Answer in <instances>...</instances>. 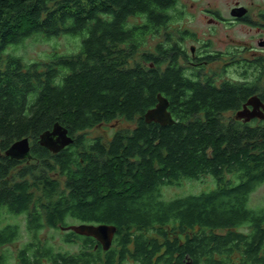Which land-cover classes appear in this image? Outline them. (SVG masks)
<instances>
[{
    "label": "trees",
    "instance_id": "trees-1",
    "mask_svg": "<svg viewBox=\"0 0 264 264\" xmlns=\"http://www.w3.org/2000/svg\"><path fill=\"white\" fill-rule=\"evenodd\" d=\"M176 6L172 0H0V247L20 231L18 224L3 226L4 214L32 212L34 235L73 219L114 224L115 235L126 236L105 257L84 240L73 255L83 264H123L132 236L137 264H264V209L249 206L264 182V125L226 113L240 107L250 86L192 77L173 47L137 56L148 34L168 27ZM66 34L81 37L77 54L54 50L48 60L28 62L17 52L27 39ZM146 61L152 65L138 63ZM159 93L170 101L173 124L145 120ZM114 120L130 126L107 140L90 135ZM56 122L75 137L58 153L39 143ZM24 137L31 158L4 154ZM204 176L215 180L210 191L163 194L164 186ZM26 245L24 264H65L68 257L49 240ZM2 253L0 264H11Z\"/></svg>",
    "mask_w": 264,
    "mask_h": 264
},
{
    "label": "flooded vegetation",
    "instance_id": "flooded-vegetation-1",
    "mask_svg": "<svg viewBox=\"0 0 264 264\" xmlns=\"http://www.w3.org/2000/svg\"><path fill=\"white\" fill-rule=\"evenodd\" d=\"M174 3L178 4V15L184 12L183 8L180 10V2L182 0H172ZM192 2H198L197 0H191ZM205 1V0H199ZM212 0H206L209 2L202 9V16H198L197 13L193 12V27L191 30L188 28L178 27V35L168 34L162 30L158 31L156 34H148L146 39L152 35L162 36L161 42H158L155 48L159 46L167 48L173 47L178 49V62L181 65L190 64L191 76L198 79H204L205 76L213 77L216 84H220L226 80L237 81L241 84L250 86L251 92L245 96L241 101V105L237 109L228 110L226 113H233V118H237L242 123H249L254 125H264V0H235L233 3L228 1L229 8L225 11L221 10L219 7L211 6ZM225 26V29H234L236 26L239 27L240 37L238 40L229 35L232 33L228 31L224 38H218L215 40V34L218 32L219 26ZM233 34V33H232ZM191 41L188 47V39ZM141 44L139 49H144V45ZM224 44V46L222 45ZM145 51H143L144 53ZM143 53H139L137 56L141 59ZM158 55V52L155 53ZM217 62V70H214L213 63ZM134 63V62H132ZM144 66L152 65V62H138ZM188 63V64H186ZM212 64V65H211ZM231 64H237L236 69L238 70L237 78L226 77L225 71L228 70ZM206 65V66H205ZM255 74L257 75L255 77ZM239 111L245 112L246 116L241 118L237 117ZM250 114H255L254 116ZM32 212L24 213L27 219L31 216ZM10 215H22L11 213ZM80 223V222H79ZM78 223V224H79ZM83 223V222H82ZM10 225H14L9 223ZM9 224H3L7 226ZM67 226H62L61 229L65 231L60 237H62L67 248H64V252L68 253V257L65 264H70L69 259L76 257L74 254L81 253L80 248L83 247L81 242L86 239H91L90 245L93 246L94 250L99 248L102 250L101 255L105 257L108 255L109 250L115 249V240L125 239L126 236H117L113 238V242L108 249L103 248L102 242L95 236L88 235H71L69 232L71 229H66ZM28 232H30L27 229ZM18 235L5 241L6 245H13L16 247L15 241ZM52 236V235H51ZM28 240L24 241L23 245L16 247V254L13 257L15 264H24V260L20 255L21 251L25 249L26 244L33 242L34 240L47 241L48 236L34 235L30 234L27 236ZM56 237V236H52ZM130 237V236H129ZM6 238V239H7ZM131 241L127 244V249L125 257L126 260L122 262L127 264L130 261H134L130 252L135 250L136 237H130ZM6 250H0V254L7 253ZM116 258H121V253L117 252ZM75 264H83L82 261L73 258ZM46 261L37 262L31 261L27 264H42ZM136 263V261H134ZM138 263V262H137ZM136 263V264H137ZM12 264V263H11Z\"/></svg>",
    "mask_w": 264,
    "mask_h": 264
},
{
    "label": "rangeland",
    "instance_id": "rangeland-1",
    "mask_svg": "<svg viewBox=\"0 0 264 264\" xmlns=\"http://www.w3.org/2000/svg\"><path fill=\"white\" fill-rule=\"evenodd\" d=\"M198 2H192L191 0H182L180 2V10L182 8L184 9V12H181L178 15V4H176V10L172 11V16L170 18V23L167 28L162 29L163 32L168 34V37L171 36V34L178 35V27L183 30V28H188L191 30V27H193V12L197 13L198 16H202V9L208 5L209 2L205 1H199ZM228 1H231L232 3L235 0H212L211 6L219 7L221 10L225 11L229 8ZM262 1V0H260ZM137 21V20H136ZM131 22L134 24L136 23L135 20L132 18ZM230 31L232 32L229 37H233L236 40H238L240 37V31L239 27L236 26L234 29H225V26L221 25L218 27V32L215 34L216 38H224L226 36V33ZM162 36H155L153 37L150 35L146 41L144 49L141 50V53L143 51H148L151 53H157V48H155L156 44L158 42H161ZM188 47L190 46V40L187 39ZM144 43V42H143ZM142 43V44H143ZM224 46V44H222ZM79 47L81 48V37L78 35H63L62 37H53V38H43V37H33L30 39H27L23 45L18 47L17 52L21 54L26 61H40V60H48L50 57V53L54 50H57L59 54H67V55H73L77 54ZM188 64V63H186ZM212 65V64H211ZM214 70H217V62L213 63ZM206 66V65H205ZM188 67L191 69V65L188 64ZM237 64L229 66L228 70L225 71L226 77L228 78H237L238 77V70L236 69ZM257 75L255 74V77ZM228 117H233V113H228ZM130 123V122H129ZM129 123L125 120H114L111 122L102 123L95 128L89 129L90 135L92 136H100L104 137V139H109L112 137V135L115 133L117 129L120 128V126H130ZM133 124H131L132 127ZM215 186V180L212 176H204L200 179H184L182 180L181 184L176 185H170V186H164L163 187V194L166 198H175L180 196H188L191 194H200L205 191H210ZM249 206L253 209H264V182L259 184L253 192H251L249 197ZM18 224L20 226V231H18V236L16 237L17 241H15L16 247H19L20 245L24 244V241L28 240V235L32 234L27 231L28 229V219L25 214L22 215H10V213L4 214L3 224ZM71 224H78L79 222L73 219H70ZM64 230H52L49 228H45L40 235L48 236L49 241L55 242V247L58 248H67V244L63 241L62 237H60L62 234H64ZM56 236L55 238L52 236ZM16 247L13 245H6L0 247V250L4 251L7 248L6 258L9 259L10 263L15 264L14 262V256L16 254ZM46 261L42 264H52L51 262ZM127 264H136L134 261H130Z\"/></svg>",
    "mask_w": 264,
    "mask_h": 264
},
{
    "label": "water",
    "instance_id": "water-1",
    "mask_svg": "<svg viewBox=\"0 0 264 264\" xmlns=\"http://www.w3.org/2000/svg\"><path fill=\"white\" fill-rule=\"evenodd\" d=\"M169 99L162 93L158 94V102L156 106L149 109L145 114L147 122H158L162 125L173 124L175 119L169 110ZM254 116L255 114H250ZM246 116L245 112L239 111L237 117ZM75 137L70 134L67 127L60 122H56L51 129L44 131L39 138V143L47 147L54 153L60 152L65 147L73 144ZM5 155L11 158L21 160L31 158V143L28 137H24L15 141L5 152ZM1 155V151H0ZM66 229L74 230L80 234L95 236L98 238L104 249H108L113 242V238L117 232V226L109 223L93 224V223H79L71 224Z\"/></svg>",
    "mask_w": 264,
    "mask_h": 264
}]
</instances>
